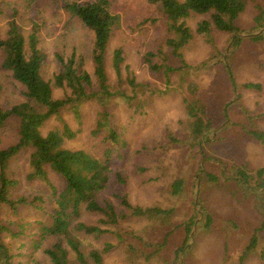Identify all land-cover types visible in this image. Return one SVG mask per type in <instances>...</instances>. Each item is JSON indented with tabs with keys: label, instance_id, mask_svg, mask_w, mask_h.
Here are the masks:
<instances>
[{
	"label": "rangeland",
	"instance_id": "1",
	"mask_svg": "<svg viewBox=\"0 0 264 264\" xmlns=\"http://www.w3.org/2000/svg\"><path fill=\"white\" fill-rule=\"evenodd\" d=\"M111 2L120 22L108 46L106 68L115 88L118 78L111 54L122 46L121 87L131 98L114 97L106 104L124 139L118 146L121 159H113L112 164L125 181L117 182L112 176L97 200L111 202L124 217L109 224L99 221L101 213L82 210L81 219L109 228L100 235L74 232L88 264L95 262L89 255L93 249L99 251L100 264H264V136L257 135L264 131V0H244L236 19L244 36L232 45L229 32L213 27L208 40L209 35L195 31L208 13L188 17L193 37L181 49V57L167 44L174 33L157 3ZM31 16L40 24V42L47 53L41 69L45 78L53 80L57 71L56 51L81 55L92 73V32L61 2L48 0L40 9H22L18 21L25 35ZM6 21L7 16L0 19L1 34ZM259 32L260 38L252 37ZM210 55L216 58L207 62ZM183 62L187 66L178 67ZM162 63L178 68L167 74L163 67H151ZM129 74L134 88L126 79ZM248 81L259 86H246ZM21 90L22 85L0 65V102L20 101ZM63 93L54 89L55 96ZM190 96L192 103L203 105L204 112L186 109L184 98ZM101 108L90 99L79 105V119L73 109L63 111L62 117L76 130L74 137L66 139L67 146L101 154L110 145L101 139L103 130L91 133ZM198 116L203 121L200 131ZM17 121L12 116L0 127V148L17 138ZM58 121L52 117L44 127ZM30 150L24 148L8 161V173L17 179L12 195H42L50 202L47 184L26 178ZM50 178L61 188L59 175L50 172ZM122 195L149 210L133 212L121 203ZM23 212L20 218L31 221L40 214L34 207ZM28 261L50 264L40 250H34Z\"/></svg>",
	"mask_w": 264,
	"mask_h": 264
},
{
	"label": "trees",
	"instance_id": "2",
	"mask_svg": "<svg viewBox=\"0 0 264 264\" xmlns=\"http://www.w3.org/2000/svg\"><path fill=\"white\" fill-rule=\"evenodd\" d=\"M50 1L61 2L71 16L78 18L92 32L90 53L93 70L90 73L84 67L81 55L71 52L65 56L56 51L57 71L53 80L45 78L41 69L47 53L40 42V24L31 16V26L25 35L18 16L22 9H40V4L48 0H0V19L7 16L5 33H0V65L13 80L22 85L23 96L17 102H0V127L12 116L18 119L17 138L0 148V264H28V257L34 250L44 253L50 264H88L74 232L79 230L100 235L109 228L100 223L84 221L80 218L82 210L101 213L103 216L99 221L103 223L116 224L120 217H124L111 202L105 201L102 204L97 200V194L108 187L112 176L116 177L117 182L125 181L120 172H114L112 164L113 159H121L118 146L124 144V139L113 125L111 113L106 108V104L114 97L126 101L131 98V93L121 87L122 62L125 57L122 46H116L111 54V65L118 78L115 88L111 86L106 68L108 46L113 31L119 25L120 15L113 9L111 0ZM149 1L158 4L169 30L174 33L166 41L176 56H182L181 49L193 37L186 19L194 14H209L208 18L198 21L195 28L197 33L209 35L208 40L213 27L229 32L231 45L238 43L244 36L236 25V19L244 9V0ZM260 36L261 32L252 34L254 38ZM215 58V55H210L207 62ZM221 60L229 66L226 58ZM182 66H187L186 62L178 67ZM151 67H163L167 74L178 68L164 63L151 64ZM126 79L132 88L136 86L133 75H127ZM244 84L249 87L259 86L258 82L251 81ZM55 88L63 89L64 93L55 96ZM189 92L192 93V90L189 89ZM90 99L102 105L91 133L94 135L103 130L101 139L110 143L101 154L65 144L66 139L76 135V130L62 117L63 111L73 109L79 119V105ZM191 99L193 96L184 98L186 109L204 112L203 105L192 103ZM52 117L59 120L58 124L44 127ZM197 120L196 128L199 127L197 130L200 131L203 121L200 116ZM257 135L264 136V131ZM27 147L31 150L26 178L44 181L51 191L50 202L42 195L31 198L12 195L11 189L17 179L9 175L8 161ZM50 172L61 177V188L53 184ZM121 203L132 208L133 212L149 210L131 204L125 195H122ZM30 207L40 211L37 218L33 221L20 218L23 211ZM70 250L73 251L74 261ZM89 255L94 259V264L101 263L98 250H91Z\"/></svg>",
	"mask_w": 264,
	"mask_h": 264
}]
</instances>
